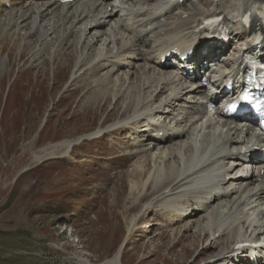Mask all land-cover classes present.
<instances>
[{
	"label": "bare ground",
	"instance_id": "6f19581e",
	"mask_svg": "<svg viewBox=\"0 0 264 264\" xmlns=\"http://www.w3.org/2000/svg\"><path fill=\"white\" fill-rule=\"evenodd\" d=\"M201 3L77 0L57 6L50 0H0V26L3 21L5 27L0 40L11 45L7 59L15 51L18 62L27 56L37 76L45 73L46 60L54 72L70 67L63 91L74 86L76 104L98 109L110 102L109 110L119 109L115 122L47 145L43 155H33L32 163L69 157L81 142L113 131L120 130L131 141L126 152L136 164L128 175L126 199L133 207L151 197L137 214L125 218L123 242L98 264H121L123 245L140 218L151 211L166 222L167 229L180 224L181 231L188 233L180 237L189 239L192 249L200 248L197 256L205 258L203 264H264L259 250L244 248L249 252L241 254L234 249L236 244L264 242V167L244 158L256 147L262 149L263 139L247 123L231 125L221 119L226 100L215 111L216 117L203 113L204 104L191 100L201 93L198 85L182 84L184 66L178 75L162 65L163 59L170 61L171 50L186 54L195 48L192 62L200 72L202 60L211 61L210 53L201 56V48L207 46L223 58L217 74L226 78L223 85L229 79L239 83L237 75L243 69L236 68L243 54L250 52V34L260 28L255 14L264 0H206L207 8L197 6ZM246 13L251 20L248 28L241 23ZM214 16H222L228 43L202 42L196 32L204 18ZM260 52L263 56L264 41ZM78 261L91 263L84 257Z\"/></svg>",
	"mask_w": 264,
	"mask_h": 264
},
{
	"label": "rangeland",
	"instance_id": "374dc122",
	"mask_svg": "<svg viewBox=\"0 0 264 264\" xmlns=\"http://www.w3.org/2000/svg\"><path fill=\"white\" fill-rule=\"evenodd\" d=\"M10 49L0 40V264H80L81 257L98 264L123 242L125 218L151 197L133 207L126 199L128 175L136 164L126 152L127 134L119 130L85 140L69 157L39 165L32 157L43 155L47 145L115 122L119 109L109 110L110 102L105 108H83L75 103L74 86L63 91L70 67L54 72L46 60L45 73L37 76L27 56L18 62L15 51L7 59ZM152 212L155 216L148 212L138 221L120 263L203 264L200 248L187 245L188 233L176 225L167 229Z\"/></svg>",
	"mask_w": 264,
	"mask_h": 264
}]
</instances>
